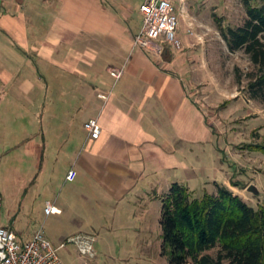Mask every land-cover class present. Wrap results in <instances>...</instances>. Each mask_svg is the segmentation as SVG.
Segmentation results:
<instances>
[{"label": "crops", "instance_id": "crops-1", "mask_svg": "<svg viewBox=\"0 0 264 264\" xmlns=\"http://www.w3.org/2000/svg\"><path fill=\"white\" fill-rule=\"evenodd\" d=\"M141 29L130 0H0V137L7 125L9 137L27 135L21 150L45 176L38 196L57 209L50 217L81 228L149 219L174 174L190 169L192 145L213 139L190 57L136 46ZM91 119L99 138L85 128Z\"/></svg>", "mask_w": 264, "mask_h": 264}, {"label": "rangeland", "instance_id": "rangeland-1", "mask_svg": "<svg viewBox=\"0 0 264 264\" xmlns=\"http://www.w3.org/2000/svg\"><path fill=\"white\" fill-rule=\"evenodd\" d=\"M143 1L130 0L140 28L144 22L140 10ZM246 1L186 0L182 7L179 0H174L182 48L173 49L164 38L156 43L173 49L174 55L190 57L196 98L213 130L210 143L192 145L195 152L191 160L195 165L191 162L189 170L181 169L173 177L188 187L194 198L207 193L218 195L219 186H225L259 208L264 205V153L257 147L264 144V103L249 93L250 75L256 71L251 56L245 50L231 51L221 32L222 27L245 24ZM262 1L253 0V4ZM8 132L13 133L11 125L2 129L0 137V196L4 202L1 222L14 228L21 241L43 232L59 249L64 264H170V257L163 251V208L153 213L152 206L149 219L138 217L129 224L117 223L119 219H82L83 228L71 220L48 216L43 204L45 194L38 196L41 189L44 192L45 176L38 178L39 171L33 169L36 161L21 150L28 143L24 138L27 135L16 139ZM17 142L23 145L19 148ZM253 185L258 194L249 191ZM63 186L64 181L58 191ZM148 202L137 203L138 214L146 211ZM84 235L93 244V251L87 255L77 243ZM64 243L67 246L61 247ZM218 252L216 247L208 253L217 257ZM188 264L196 263L190 260Z\"/></svg>", "mask_w": 264, "mask_h": 264}, {"label": "trees", "instance_id": "trees-1", "mask_svg": "<svg viewBox=\"0 0 264 264\" xmlns=\"http://www.w3.org/2000/svg\"><path fill=\"white\" fill-rule=\"evenodd\" d=\"M243 26L222 27L231 51L245 50L256 67L249 93L264 103V0L246 1ZM264 153V144L257 147ZM163 251L170 264H264V205L254 207L227 187L218 195L194 198L189 188L175 183L163 197ZM219 247L217 257L208 252Z\"/></svg>", "mask_w": 264, "mask_h": 264}, {"label": "built area", "instance_id": "built-area-1", "mask_svg": "<svg viewBox=\"0 0 264 264\" xmlns=\"http://www.w3.org/2000/svg\"><path fill=\"white\" fill-rule=\"evenodd\" d=\"M182 7L186 0H179ZM144 15L143 27L136 36L135 44L140 48H148L157 54H162L164 46L156 41L164 38L165 41L172 44L173 49L182 48V42L177 37L179 27V16L176 14V5L174 0H144L140 6ZM112 74L120 79L122 70H114ZM108 99V96L101 95ZM89 137L99 138L102 129L98 119H91L85 124ZM77 176L75 170H71L68 180L73 181ZM3 208V199L0 196V264H64L57 248L48 241L43 232L37 233L32 240L24 243L18 235L1 223ZM46 214L49 216L57 212L52 203L46 206ZM79 248L83 254L93 251V244L89 237H79L77 239ZM67 246L66 243L61 247Z\"/></svg>", "mask_w": 264, "mask_h": 264}, {"label": "water", "instance_id": "water-1", "mask_svg": "<svg viewBox=\"0 0 264 264\" xmlns=\"http://www.w3.org/2000/svg\"><path fill=\"white\" fill-rule=\"evenodd\" d=\"M249 191H251V192H253L255 194H258V189L254 185L249 188Z\"/></svg>", "mask_w": 264, "mask_h": 264}]
</instances>
